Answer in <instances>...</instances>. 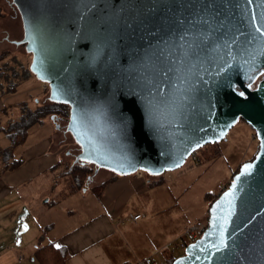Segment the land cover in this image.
<instances>
[{"label": "water", "instance_id": "water-1", "mask_svg": "<svg viewBox=\"0 0 264 264\" xmlns=\"http://www.w3.org/2000/svg\"><path fill=\"white\" fill-rule=\"evenodd\" d=\"M11 2L28 69L47 85L48 102L68 107L66 130L81 163L156 177L225 140L239 121L252 128L257 153L211 203L206 229L171 264H264V54L252 39L264 28V0ZM210 4L219 15L203 10ZM129 89L144 102L127 113L125 131L112 104L124 109ZM229 192L234 199L225 198ZM221 229L228 248L217 252Z\"/></svg>", "mask_w": 264, "mask_h": 264}, {"label": "crops", "instance_id": "crops-1", "mask_svg": "<svg viewBox=\"0 0 264 264\" xmlns=\"http://www.w3.org/2000/svg\"><path fill=\"white\" fill-rule=\"evenodd\" d=\"M6 58L0 60V149H9L13 156L18 146L10 148L8 133L2 130L16 122L13 110L19 108L20 103L16 106L8 97L14 90L9 88L5 92L1 85ZM49 143L50 137L28 150L27 160L14 169L7 167L19 161H12V158L4 161L0 156V264H40L34 254L49 244L55 249V245L60 244L66 250L65 264H135L141 260L170 263L177 239L186 229L194 228L206 214L207 206L204 205L196 213H187L186 204L191 205L192 193L187 191L189 182L182 185V190H175L178 184H174L187 172L183 169L176 174V179L175 173L164 179L166 185L160 188L163 192L157 200L159 205L153 200L155 193L145 188L146 174L137 172L118 176L105 185L100 196L90 197V200L84 196H69L66 202L72 205V215L66 217L68 211L62 209L65 198H56L54 194L59 188L58 182L68 171L65 167L53 171L57 164L66 163L57 161V155L48 149ZM51 170L53 174L47 175ZM94 185H87L86 189ZM135 196H149V202H145L151 212L133 211L130 202ZM135 215L140 218L132 220Z\"/></svg>", "mask_w": 264, "mask_h": 264}, {"label": "rangeland", "instance_id": "rangeland-1", "mask_svg": "<svg viewBox=\"0 0 264 264\" xmlns=\"http://www.w3.org/2000/svg\"><path fill=\"white\" fill-rule=\"evenodd\" d=\"M2 4L3 9L10 11V5H4V3ZM0 29L1 31L5 32L4 35L9 39L4 40L3 43L0 44V51L4 49L7 54H9L5 61L6 65L4 64L3 68V71L9 73V75L6 76L3 72V80H1V85L4 87L5 92H7V89L9 90V87L11 88V86L13 85L15 86L14 93H12V95L8 97L14 104H17L16 106H18V103H20L19 108L15 107V109L13 110L14 116L16 118L13 121L17 122L19 121L18 119H20L19 114L22 116L25 111H35L39 105H42V103H48V88L46 84L39 82L38 80H36L33 74L25 70L28 62L30 63V60L28 55L24 52L21 44L23 36L21 20L14 8L13 10L11 9V13L9 16L0 18ZM12 43H14L15 45ZM12 70L14 71L13 73ZM50 107L54 109V106ZM47 109L48 113H53V110L49 109L48 106ZM17 126L18 124L13 127V130L16 129ZM60 126L61 135H56V137L58 139L61 138L63 141H68V145L64 146V148L57 146L54 151L57 152V157L60 156L62 159H66L67 157L65 155V152L66 150L70 149L69 143H71V136L66 133V121L61 122ZM4 130H2L3 133L6 132ZM52 134L53 129L50 120H45L42 124L35 123L33 125H30L27 129V137L24 143L16 148L12 159L15 161L20 159L22 161L25 159L27 160V157L30 154V151L28 152V150L32 149L33 147H37V145L46 138L50 137L51 141ZM257 147L258 141L257 139H253L252 128L245 122L239 121L234 127L229 130L225 140L215 144H208L200 148L201 150L195 152V155L191 159H189L188 163H186L184 165L185 167L183 166L182 169L165 172L163 175H160L161 177L156 176L154 178H149L150 180L156 181L147 183L145 185V188L155 193V197L153 200H156L157 203L159 194L163 192L160 190V188L166 185L164 179H167L168 176L173 177L174 173L176 179V174L180 173L184 169V172H187L183 173L180 182L174 184H178V187L176 186L175 190H182V185L189 182L187 191L191 190L192 193L190 196L191 205L189 206L186 204V207L188 208L187 213H196V211H198V209L202 205H204L205 207L207 206L205 194H217L224 186H226L227 183L230 182L231 174L236 170L237 167L240 166L241 163L246 162L252 157V155L256 152ZM215 150H219V155L212 156V153ZM196 160H199L200 163L196 164L193 169L189 171L186 170L188 168L187 166L190 165L192 161ZM64 167H66L65 164H57L53 171H61V169ZM53 171L51 170L46 174L51 175L53 174ZM117 178L118 176L115 177L111 182H113ZM58 187L59 188L54 194V197L57 198L59 196H62V200L65 198L62 201V209H66V211H68L66 212V217H70L72 215H70V213L72 212V205L66 202V198L75 195V197L77 198H81L84 196L86 200H90V197L97 196V191L91 188L76 189L75 183L69 174L65 175L58 182ZM83 190H85V192H83ZM165 191L166 190H164V192ZM83 193H86V195H84ZM149 200V196L142 198L135 196L130 202V207L133 211H142V213H144L145 211L151 212V208L146 204V202L148 203ZM78 203L82 204V202ZM84 203L85 201L83 202V204ZM157 205L159 204L157 203ZM98 209L99 208H95V210ZM186 216L187 215H185V217ZM62 217H64L63 211ZM182 224L183 223H181L177 228L179 229ZM183 251L184 250H178L175 251V254H171L169 262L182 255Z\"/></svg>", "mask_w": 264, "mask_h": 264}, {"label": "trees", "instance_id": "trees-1", "mask_svg": "<svg viewBox=\"0 0 264 264\" xmlns=\"http://www.w3.org/2000/svg\"><path fill=\"white\" fill-rule=\"evenodd\" d=\"M21 44L24 47V43L21 42ZM7 55L8 54H7V52L5 50H1L0 51V60H4L7 57ZM28 57H29V60H30V55H28ZM4 64L6 65V63H4ZM26 66L27 67H25V70L30 73V71L28 69L29 62H28V64ZM13 72L14 71L12 70V73ZM4 75L8 76L9 73L4 72ZM2 78H3V75H2ZM14 89H15V86L14 85L11 86L10 90L12 91ZM47 106H48L49 109L53 110V113H48L47 112L48 111ZM50 106H54V109H52ZM50 116H52V118H54V119L57 118V119H60V120H62L64 122L65 120H67V117H68V107L66 105H62V104H59V103L49 102V103H45V104L39 105L35 111H30V110L25 111V113L20 117L19 121L11 122L10 125L7 126L6 132L8 133L7 136H8L9 142H10V148H15V147H17V146H19V145L24 143V141H25V139L27 137V129H28V127L30 125H33L35 123L42 124V123H44L45 120L47 121V118H49ZM17 124H18V126L16 127V129L13 130V127L15 125H17ZM52 129H53V127H52ZM253 139L256 140V136H255L254 131H253ZM258 148H259V146L257 147V150L252 155V157L249 160H247L246 162L251 161L254 158L255 154L258 151ZM199 150H201V149H199ZM199 150H197V151H199ZM9 151H10L9 149L8 150L7 149H0V156H1V158L4 161H8V160H10L12 158V154ZM194 155H195V152L191 154V156L188 158L186 163H188L189 159H191ZM217 155H219V150H215L212 153V156H217ZM12 161H15V160H12ZM17 161H19V162H13L7 168L8 169L16 168L18 166V164L21 163L22 160L20 159V160H17ZM65 163H66L65 164L66 165L65 168L68 171V174L70 175L72 180L74 181L76 189H81V188H85L86 189L88 187L87 185H89L88 184V180H89L90 175L92 174V171H93L92 168H91V165L86 164V163H81V162L80 163H75L74 165H72L70 162H65ZM198 163H200L199 160L192 161V163L190 165H188L187 167L188 168L192 167L193 165H196ZM239 167H237L236 170L231 174L230 180L238 172ZM179 169H182V167L179 168ZM117 176L118 175H115V174L111 173L99 185L91 186V189L97 191V196H100L102 194V190L105 187V185L110 183ZM154 177L155 176L147 175L148 183L156 181V180H150L149 179V178H154ZM160 177H159V179H160ZM228 185H229V182L227 183V185L224 188H222L219 191V193H221ZM219 193L214 194V195H210V193H206L205 194V199L207 200L206 214L194 226V228L198 231L199 236L201 235V233L207 227L208 208L210 207L211 203L215 200V198L217 197V195ZM34 257L40 264H65V261H66V259L68 257V253L66 252L65 249H62V248L58 251L57 249L53 248L51 244H49V245H46V246H44L42 248H39L35 252Z\"/></svg>", "mask_w": 264, "mask_h": 264}, {"label": "snow or ice", "instance_id": "snow-or-ice-1", "mask_svg": "<svg viewBox=\"0 0 264 264\" xmlns=\"http://www.w3.org/2000/svg\"><path fill=\"white\" fill-rule=\"evenodd\" d=\"M249 3H251V0H248ZM203 10L207 11V10H215V14L219 15V9L216 8V6L214 4H210V5H203ZM253 20H255V16L252 17ZM179 24H183L184 21L183 20H179L178 21ZM255 32L258 33V36H253L252 39L256 40L259 42L260 44V51L262 54H264V28L261 27H256L255 28ZM230 66V65H229ZM226 69H221L220 71H225ZM220 72L217 73V75H219ZM261 75H264V73H261ZM128 96L131 97V99L125 100L124 101V109H120L119 108V101H114L112 106L113 108L118 112L119 115V119H120V123H121V127L123 130L127 131V129L130 127L131 123H132V119L131 117L127 114V113H132V115L136 114V104L139 103H143L144 102V97L141 95L140 92L134 90V89H129ZM238 95L240 97H244V93L243 92H239ZM126 110V111H125ZM149 112L151 111L150 109H148ZM262 145H264V141H262ZM253 168L252 164H247L244 166V170H245V174H250L251 169ZM153 175H158V173H152ZM232 197L234 199V193L233 192H229L225 194V198H229ZM229 204L231 205V200H229ZM220 205H218L217 207H219ZM259 214V213H258ZM232 215L231 210L229 211V216ZM213 219L215 220V210L213 211ZM250 220L253 219V217L249 218ZM225 223H227V219H225ZM215 227V225H214ZM244 227H247V223H245ZM24 230L27 231V226H24ZM19 243V242H17ZM56 249L59 251L61 249V245L60 244H56L55 245ZM213 248H215V250L217 252L221 251L222 249H227L228 248V244L224 238V234H223V229H221V234H220V241L218 244H213L212 245Z\"/></svg>", "mask_w": 264, "mask_h": 264}, {"label": "flooded vegetation", "instance_id": "flooded-vegetation-1", "mask_svg": "<svg viewBox=\"0 0 264 264\" xmlns=\"http://www.w3.org/2000/svg\"><path fill=\"white\" fill-rule=\"evenodd\" d=\"M2 3H4V5L5 4L6 5H10V8L12 10H13V8L16 10V8L12 4L11 0H0V18H2L4 16H9L10 13H11V9H10V11H7L6 9H3V4ZM17 13H18V11H17ZM4 34H5V32L1 31V29H0V44H2L4 40H9L8 37L5 36ZM22 38H23V36H22ZM12 44H14V43H12ZM23 49H24V47H23ZM24 52H25V50H24ZM248 85L250 86L249 87L250 89H254L255 85H256V81H254L252 84H248ZM47 93H48V91H47ZM48 119L50 120L53 129L55 128L53 130L52 138H51V141L49 143L48 149H50L51 153L53 155H55L57 152H55L54 149L57 146L64 148V146L68 145V141H63L61 138L58 139L56 137V135H61V126L60 125H61V122H63V121L60 120V119H57V118L54 119V118H52V116H50ZM48 119H47V121H49ZM58 121H59V124H58ZM65 121H66V124H67V120H65ZM65 129H66V126H65ZM66 133L70 135V133L67 130H66ZM69 145H70V149L66 150V152H65V155H66L67 158L66 159H62L60 156H58L57 161L70 162L71 164L73 162H75V161H76L75 163H80L81 160H79V159L77 160V156L80 154V148L74 142L72 136H71V143H69ZM91 168H92L93 171H92V174L90 175V178L88 180V184L89 185H94V183H96V182H100L101 183L105 179L104 178L105 176H107V175L112 173V172H110L108 170H105V169L96 168L93 165H91ZM147 175L148 174H146V176Z\"/></svg>", "mask_w": 264, "mask_h": 264}, {"label": "built area", "instance_id": "built-area-1", "mask_svg": "<svg viewBox=\"0 0 264 264\" xmlns=\"http://www.w3.org/2000/svg\"><path fill=\"white\" fill-rule=\"evenodd\" d=\"M140 218V215H135L132 217V220H137ZM199 237V233L196 229L194 228H188L186 229L185 233L179 237L177 239V241L175 242L174 245V250L178 251V250H184V248L186 247V245H188L189 243L194 242L197 238ZM135 264H157L154 261H138ZM164 264H171V263H164Z\"/></svg>", "mask_w": 264, "mask_h": 264}]
</instances>
